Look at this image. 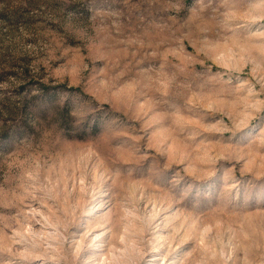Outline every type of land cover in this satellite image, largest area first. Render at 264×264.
Here are the masks:
<instances>
[{"label":"rangeland","instance_id":"obj_1","mask_svg":"<svg viewBox=\"0 0 264 264\" xmlns=\"http://www.w3.org/2000/svg\"><path fill=\"white\" fill-rule=\"evenodd\" d=\"M0 264H264V0H0Z\"/></svg>","mask_w":264,"mask_h":264}]
</instances>
